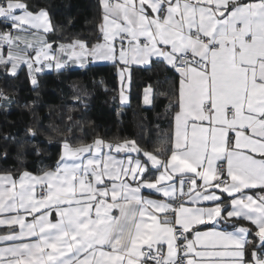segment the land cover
Instances as JSON below:
<instances>
[{
    "label": "snow or ice",
    "instance_id": "6c2138e0",
    "mask_svg": "<svg viewBox=\"0 0 264 264\" xmlns=\"http://www.w3.org/2000/svg\"><path fill=\"white\" fill-rule=\"evenodd\" d=\"M101 4L102 43L53 50L47 9L0 0V65L12 76L26 65L35 86L42 61L118 60L122 79L164 64L178 74L174 134L154 151L65 136L54 168L0 173V264H264V0Z\"/></svg>",
    "mask_w": 264,
    "mask_h": 264
},
{
    "label": "trees",
    "instance_id": "16d2710c",
    "mask_svg": "<svg viewBox=\"0 0 264 264\" xmlns=\"http://www.w3.org/2000/svg\"><path fill=\"white\" fill-rule=\"evenodd\" d=\"M26 2L33 11L44 8L50 13L55 30L47 39L52 48L73 39L90 47L102 40L100 0ZM33 76L35 86L25 66L12 76L0 65V173L39 174L54 168L65 136L75 145L102 138L114 145L135 141L148 151L169 146L178 110V74L164 64L132 68L128 105L120 102L117 64H90ZM149 87L152 95L147 103L144 94ZM29 129L36 135H30ZM155 172L150 168L151 176ZM250 238L255 239L254 233Z\"/></svg>",
    "mask_w": 264,
    "mask_h": 264
},
{
    "label": "crops",
    "instance_id": "0c3cea01",
    "mask_svg": "<svg viewBox=\"0 0 264 264\" xmlns=\"http://www.w3.org/2000/svg\"><path fill=\"white\" fill-rule=\"evenodd\" d=\"M100 3H101V0H100ZM101 8H102V4H101ZM2 30H4V29H2V26L0 25V31H2ZM102 42H103V41L101 40L99 43H102ZM21 47H23V45H21ZM89 48H91V47L89 46ZM52 49H53V50H58V49H59V46H58V47H55V48L53 47ZM4 54L7 55V45H4ZM28 55L34 57V55H35L34 50L29 49V50H28ZM60 58H61V59H67L66 57L63 56V54H60ZM52 63H53V67H51V68H48V67L46 66V65L48 64L47 61H42L40 65H35V63H34V67H37V66H38V67H41V68H42V71H40V72L52 71V70H59V69H56V67H55V63H54V62H52ZM101 63H112V64H117V65H118V79H119V84H120V93H119V96H120V102H121L123 105H128V104L130 103V87H131V72H132V68H134V67H146V66H149V65H136V64L130 65V66H129V71H126V72L124 73L123 79L121 78V70H122L125 66L122 65V64H120L118 60L114 63V62H112V61H108V60H99V59H93V58H91V57H88V58L85 60L84 65H83V66H80L79 63H74L72 60L69 59L68 62H67V64L65 65V67L62 68V69H67V68H77V67H85V66H88V65H90V64H101ZM41 65H42L43 67H42ZM23 66H26V65H24V64H20V65L18 66L17 72H19V70H20ZM26 67H27V66H26ZM40 72H33V73H34L33 75H36V73H40ZM122 95H123L124 97H126V99L123 100V101H122V99H121ZM146 95H147V97H148V102H147V103H150V101H151V95H150V92H147V94H146V91H145L144 99H145ZM174 123H175V122H174ZM124 155H125L124 153H121V154H120L121 157H123ZM131 155H132L133 157H135V156H136V153H131ZM142 159H143V158H142ZM158 174H159V173L156 171L155 174H154V176H156V175H158ZM18 175H19V174H18ZM18 175H14V176H18ZM245 191L248 192L249 194H252L253 192H255V193H257V194L259 193V190H255V189H253V190H245ZM143 193H144V195H145L146 197L151 198V199H157V200H163V199H164L162 196H160V195H158V194H154V193L151 194V195L149 196L150 190H148V189H144V190H143ZM186 199H187V198H185V202H186ZM228 199H230V198H226V200H225V205H224L225 207H228V206H229V205H228ZM179 202H180V201L178 200V201H176L175 203H179ZM185 206H189V207H199V206H207V205H189V204L185 203ZM29 219H30V217H29ZM244 222H246V221H244ZM246 223H247V222H246ZM243 225L246 226V227L248 226L247 224H243ZM222 226L225 227L226 230L231 231V228L228 227V226H226V225H224V222H223V221L220 222V225H217V226H216L217 230H220V228H221ZM213 227H214V226H213L212 224H208V225H199V226H197V228H199V229L202 230V231H210V230L213 229ZM6 231H7V229L0 227V234H4ZM194 231H195V229H194ZM189 238L194 239V236H193L192 234H189Z\"/></svg>",
    "mask_w": 264,
    "mask_h": 264
},
{
    "label": "rangeland",
    "instance_id": "374dc122",
    "mask_svg": "<svg viewBox=\"0 0 264 264\" xmlns=\"http://www.w3.org/2000/svg\"><path fill=\"white\" fill-rule=\"evenodd\" d=\"M34 56H35V55H34ZM47 63H49V61H47ZM41 66H42V65H41ZM23 67H24V66H23ZM23 67H22V68H23ZM25 67H26V66H25ZM42 67H43V66H42ZM22 68H21V69H22ZM26 68L28 69V67H26ZM28 72H30L29 69H28ZM33 72H34V71H33ZM33 72H32V75L34 74ZM147 89H148V88H147ZM146 94H147V92H146ZM150 95H152V89H151V91H150Z\"/></svg>",
    "mask_w": 264,
    "mask_h": 264
}]
</instances>
